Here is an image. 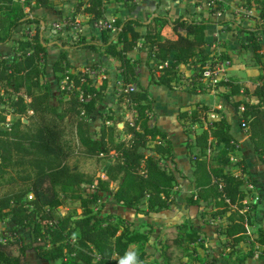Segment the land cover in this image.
Here are the masks:
<instances>
[{"label": "trees", "instance_id": "trees-1", "mask_svg": "<svg viewBox=\"0 0 264 264\" xmlns=\"http://www.w3.org/2000/svg\"><path fill=\"white\" fill-rule=\"evenodd\" d=\"M109 1L120 3L126 10L124 15L114 17V31L82 35L68 42L58 35L57 40L45 38V29L41 28L45 18L28 14L35 10L59 14L52 0H0V185H25L0 195V220L7 217L10 231L18 235L5 243L0 241V264H27L29 251L58 264H120L132 243L148 238L144 232L127 227L123 218L101 215L91 206L97 202L104 205L110 197L149 215L169 209L174 202L178 176L167 165H176V155L169 134L151 123L154 100L148 88L137 81L138 59L127 57L133 49L147 53L149 83L171 89L180 79V66L192 65L197 75L206 64L213 66L214 56L206 48L210 44L208 28L220 25L244 33L242 46L251 51L262 70L258 83L251 91L230 80H220L218 85L228 89L227 99L242 94L256 99H239L233 106L240 112L256 158L264 163V0H246L243 4L258 10L260 21L255 24L242 17L194 19L182 13L170 18L157 12L140 20L131 15L135 0H85L77 5V13L88 16L89 21L96 20L103 17ZM25 26L28 32L15 37ZM139 26H144V33L138 31ZM59 40L64 41L58 44ZM52 43L59 53L50 59ZM72 50L90 53L94 59H89L86 66L92 68L103 65L106 59L115 60L123 84L118 102L133 110L131 120L116 119L111 114L102 118L96 132H91L89 120L107 89L106 70L97 79L91 78L71 60ZM65 76L71 82L69 90L60 89ZM127 85L136 88L125 90ZM54 98L59 104L53 102ZM213 110L197 102L177 114L185 124V134L193 135V145L198 148L189 158L191 192L186 204L211 202L215 210L211 216L225 217L223 234L228 247L235 249L245 242L250 224L248 213L243 211L246 192L242 177L229 169L230 158L239 151L238 143L224 116L209 119L208 113ZM8 115L11 121H7ZM193 126L199 130L191 131ZM214 150L216 153H212ZM76 153L94 159L101 173L72 169L69 160ZM236 165L247 170L243 159ZM82 184L90 188L87 195L82 193ZM30 193L33 197L27 199ZM63 200L79 201L80 215L73 212L59 216L55 209ZM178 230L177 225L163 229L165 249L177 248V258L182 257ZM256 231L258 258L264 262V230L258 227ZM197 240L194 231L185 234L186 242ZM144 255L141 249L133 264H149ZM174 260L168 261L180 264Z\"/></svg>", "mask_w": 264, "mask_h": 264}, {"label": "rangeland", "instance_id": "rangeland-1", "mask_svg": "<svg viewBox=\"0 0 264 264\" xmlns=\"http://www.w3.org/2000/svg\"><path fill=\"white\" fill-rule=\"evenodd\" d=\"M85 0H53L52 3L56 12L60 14H54V16H45L40 11H31L28 12L29 16L33 14H37V16H42L45 18L47 24L50 25L48 29L44 31V36L47 39H52L53 37L56 38L59 36L61 39L71 40V38L67 37L68 35H62L66 33L67 29L72 30L75 25H67V28L58 29L57 32L53 30L51 27L53 24H60L58 28L63 27L62 22L64 20H69L72 22L74 20H78L79 26L82 28L86 25V19L81 17V14H77L78 4H84ZM113 3L114 1H109L106 3ZM105 5V6H106ZM112 6V5H111ZM111 10V7L110 9ZM27 12L28 9L25 8ZM254 12V11H253ZM189 16L192 18L199 19L201 18L195 13H189ZM202 15V14H201ZM135 17V16H134ZM66 18V19H64ZM207 18V17H206ZM254 18V17H253ZM249 20V19H247ZM255 24V23H253ZM48 27V26H47ZM225 29L224 27H220ZM226 30V29H225ZM235 30V29H234ZM17 33L15 37L20 36V33ZM70 34L74 35L75 33L70 32ZM235 39L239 43V48L231 50V53L228 51L230 48L227 45H223L220 39H216L212 43V45L206 46L208 48V53L214 56V64L211 68L213 74V78L217 81L213 82L212 78H203L201 75H197L196 72L192 69L190 71V75H185L184 69L180 71V79L174 84V86L169 89L161 85L155 84L154 88L150 90L151 97L154 98L156 101V112L159 115V120L156 122L157 126L165 131L168 132L170 138L172 140V145L174 148V152L176 154V160L181 164L182 160L186 158L184 152V144H185V133L183 130V126L185 124H181V122L176 118V113L178 111L179 101L182 104H189V102L194 99V93H191V89L194 88L197 91L204 93V94H211L216 96V106L218 104L222 105L219 111L223 109L230 110L234 112L233 102L239 99H250L246 95H238L233 96L230 99L225 97V93H227L228 89L225 86L218 85L220 80H230V81H237L238 78L233 77L234 75H230V70H235L240 68V65H243V74L240 75V78L244 80V83L247 87L245 88H253L254 84L258 81L257 76L262 72L258 65L255 64L253 55L250 50L246 49L242 46L241 39L244 38L245 34L237 31L234 33ZM58 35V36H57ZM207 36V35H206ZM52 37V38H51ZM209 37V36H208ZM211 38V37H209ZM210 40V39H209ZM243 40V39H242ZM53 42V41H52ZM53 46L51 48V55L49 56L50 59L55 58L58 56L59 49L58 47L54 46L55 44L52 43ZM10 43L9 46H11ZM228 56L227 59H222L220 56ZM232 55V56H231ZM234 60V61H233ZM84 61V60H83ZM241 62V63H240ZM84 64V63H83ZM82 64V65H83ZM81 65V66H82ZM78 66L85 70V72L90 75L91 71L96 72L95 76L92 77L97 79L100 75H104L105 73L100 70V68L96 71L94 68H89L90 70H86V65ZM103 70H106V79H107V89L105 91V96L101 100V102L97 106V110L95 113L92 114L91 119L89 120L90 130L96 132L98 130V125L102 123V118H106L108 115H113L116 119L119 117L124 118L125 120H131L133 118V110L127 108V104L119 103L118 96L122 92V82L116 74V62L114 59H106L105 63L101 65ZM257 67V70L255 69ZM193 71V72H192ZM199 72V70H198ZM138 76V75H137ZM149 77V70L148 67L145 66V63L140 66V74L139 80L141 83H146ZM128 86V85H127ZM135 88V85H132ZM244 87V86H243ZM176 90V91H174ZM182 93H179V92ZM1 95V94H0ZM53 102L59 104V100L56 98L53 99ZM218 110V109H214ZM101 116V117H100ZM210 113H208V117ZM153 118V117H152ZM155 118H153L154 120ZM12 116H7V121H11ZM235 123V121H234ZM205 125V122L203 123ZM238 127L244 132H246V128L242 127L241 120L238 122ZM193 129V130H192ZM199 130L196 126L191 127V131ZM191 134V133H190ZM232 134L235 138L241 141L242 151H250L252 150L253 146L249 140H243L242 132L237 129L235 125L232 128ZM192 135V134H191ZM189 135L191 141L194 142V137ZM192 151L197 150V148L192 144L189 145ZM212 153H216L214 150ZM239 154L233 153L232 157L230 158V165L229 169L235 174L240 176L239 167L236 163L239 160ZM249 160H253L255 164L257 163L258 166H262V162L260 164L257 162L258 159L256 156L249 157ZM69 164L72 169L80 170L83 172L88 173H101V168L99 164L95 162L92 158H87L79 153H76L70 160ZM169 166V164L167 165ZM170 168V167H169ZM182 175L178 177L181 178ZM114 186V185H112ZM25 187V185L20 183H15L13 185H0V195L11 192L14 190H18ZM90 192V188L86 184H82V193L83 195H87ZM32 194V193H30ZM33 197V194H32ZM28 199V197H27ZM264 203L262 207L257 211H252L250 213L251 221L250 225L247 226V230L249 233L246 234V240L244 243H240L235 249H231L228 247V242L225 240V236L223 234L224 227L226 224L225 217H212L210 212L215 211L213 208V204L211 202L200 205L202 208H206L202 211H196L193 214L192 218L197 219L198 221L194 224L187 219L184 227L182 224H177L173 220H169L168 215L166 212H163L160 215H152L154 217H150L151 214L156 213L152 212L150 215H144L139 211L133 210L131 208L125 207L117 202H115L112 198L108 197L105 199L104 205H101L99 202L92 205V211L100 213L101 215L112 214L114 217H120L124 219V224L129 227L130 229L136 232H144L147 236V241H138L132 243L129 246L126 256L124 259L128 260L129 264H133V260L137 255L140 253L141 249L144 250V260L149 264H170L169 258L171 261L175 262L174 258L180 264H264V262L260 261L258 258L259 251H258V244H256V235H257V227L255 223H260L259 225L264 230ZM141 208H145V205H141ZM199 208H196L198 210ZM55 212L59 216H64L68 213L76 212L79 216L81 213V209L79 208V201L77 200H63L61 206L55 209ZM198 215V217H197ZM147 216V217H146ZM163 216V217H162ZM258 216L261 217L259 221H257ZM167 217V218H166ZM165 219H168L167 223H163ZM206 224L204 231H199L200 227L199 223ZM172 223L178 226L180 239H181V247L180 250L182 252V257L177 258L179 255V250L175 248L174 250L165 249V242H166V233L163 231L164 228L171 227ZM165 225H169L168 227ZM11 223L8 221V218L5 217L4 219L0 220V241L6 242L9 239H12L14 236L18 237V235L13 234L10 231ZM174 226V225H172ZM185 226L187 229L190 227L196 232H199L198 237L199 239L195 243H188L185 241ZM209 235H207L208 233ZM211 231V232H210ZM252 236L254 239H252ZM31 235H27V238H30ZM255 240V242H252ZM251 253V255H250ZM178 255L175 257V255ZM27 264H58L59 261L55 262H47L45 260L39 259L33 251H29Z\"/></svg>", "mask_w": 264, "mask_h": 264}, {"label": "crops", "instance_id": "crops-1", "mask_svg": "<svg viewBox=\"0 0 264 264\" xmlns=\"http://www.w3.org/2000/svg\"><path fill=\"white\" fill-rule=\"evenodd\" d=\"M245 1L246 0H226V13H225V15H223V17H225V18H238V17H236L230 13V8L236 7L239 5L244 6L243 4ZM53 7H54V5H53ZM110 7H111V10H108V9H110ZM252 10L254 11V14L256 16L258 13V10L256 8H252ZM41 12L45 16H54V14H55L52 12L47 13V14L43 11H41ZM125 12H126V10L124 9V7H122V5L118 2H113V3L111 2L108 5H106L104 8V15L109 19L110 18L114 19V17L116 15H124ZM156 12L160 13V14H167L170 18H175L176 16H178L179 14H182V13H185V14L195 13L200 17L202 16L203 18L210 17V18H213L215 20L219 19V18H215L214 16H212V14L204 6L201 5V1H197V0H135V7H134L133 11L131 12V15L135 16L136 18H138L140 20H145L149 16H151V17L154 16L156 14ZM77 14H81L80 16L84 17L86 19V25H84L86 27L89 23L88 16H86L82 13H77ZM243 19L247 20V18H243ZM247 21L252 22V23H256V18L255 17L249 18V20H247ZM45 25L48 26L47 29L50 27V25L47 23H45ZM231 26H232L231 28H233V25H231ZM220 27H224V26L216 25V26L210 27L206 30L207 37L208 36L211 37V38L208 37L210 39V42L211 41L214 42L216 39L217 40L220 39L222 41L223 45H227L230 48V50L228 51L229 53H231V50L239 48V43L237 42V39H235L236 37L234 36L235 35L234 33L236 32V30H234V29L227 30L224 27L226 29L225 30V29H222ZM137 29L141 33H144V31H145L144 26H139V27H137ZM90 34H92V33L91 32L87 33V35H90ZM95 34H97V33H95ZM211 45H212V43H210L207 46L210 47ZM212 47H213V45H212ZM207 50H208V48H207ZM146 55H147L146 51L142 50L140 48H136V49H133V50L127 52V57H129L131 59H138L139 62H138V66L136 68V73L138 75L137 81L140 83V85L142 87L148 88L149 94L151 97L150 90H152L155 87L154 86L155 84L149 83L150 75H149L146 83H141V81L139 80L140 66L145 63ZM69 56L75 64L85 63V65H87L89 59H94V57H92V55L90 53H88L86 51H80V50L70 51ZM145 66H146V64H145ZM239 67L240 68H237L235 70H230L229 74L234 75L233 77H235V78H238V80L235 81V83H239L240 85L247 87L246 84L244 83V80L242 78H240V75H242L244 73L243 72L244 66L240 65ZM179 69H180V71H182V69H184L183 71H184L185 75L188 76V75H190V71L193 69V67H192V65L180 66ZM255 69L257 70V67H255ZM257 83H258V81L255 84H257ZM255 84H254V86H255ZM254 86H253V88H254ZM253 88H251V89L248 88V89L251 91ZM174 91H176V90H174ZM177 92H179V91H177ZM179 93H182V92H179ZM193 95H194V99H192L189 102V104H182L181 101H179V106H178V111L176 113V118H177V114L180 110H189V109H191V105H193L197 102H203V103L208 104L212 109H218V111L213 110V111L209 112L210 115L211 114L214 115V119H218L219 117L224 116L228 120V122L230 124L231 134H232V128L236 125L237 129H239L242 132V135H243L242 139L243 140H249L246 132H244V130L242 131L238 127V122L240 120V112L239 111H237L235 108H234V112L227 110V109H223V110L219 111L220 109H222L221 108L222 105L218 104L216 106V99H214L216 96H214V95L204 94V93H201L199 91H197ZM151 99L154 100V98H152V97H151ZM251 101H256V99L251 97ZM154 108H155V114H154L153 118H155V119L153 120V118H152V120H151L152 124L156 123L159 120V115L156 112V101L155 100H154ZM234 121H235V123H234ZM205 126H206V123H205L204 127ZM97 127L99 128L100 124ZM91 132H93V131H91ZM191 136H193V135H191ZM232 136H233V134H232ZM169 137H170V135H169ZM234 139L238 143L237 146L239 148V151L237 153L239 154L238 155L239 160L243 159L247 165L246 171H244L242 168H239V172H240V177H242L243 182H244L242 189H244L246 192V196L243 200V205H244L243 211H246L248 213V215L250 216V213L252 211H257L258 209H260L262 207V204L264 203V163H262L263 164L262 166H258L257 163L255 164V162H253V160H249V157L252 158L255 156L253 148L250 151H242L241 150L242 149L241 141L235 137H234ZM187 143H189V144L193 143L191 141V138L188 135L185 136V144H184V147H185L184 152H185L186 158H184L182 160V163L180 164L176 160V157H175V164L176 165L173 166L172 164H169V166H168V168L170 167V169L177 176H179V175L184 176V178L178 177V185L175 188L176 195L174 198V202L171 204L169 209L162 210V211H159V212H156L153 214L150 213L151 215L149 214L150 217H154L152 215H160L161 216V214L163 212H166V214L168 215V218H170L169 220H173L177 224H182L183 227H184L187 219L190 220V222L192 224L196 223L198 220L196 218L195 219L192 218L193 214L196 213V211H199V210L202 211V210L206 209V208L200 207V205H202V204L205 205V204L209 203V202H202L201 201L198 206H196V205L188 206L186 204V198L191 192V184L189 182V179L192 176V165L190 163L189 158H190L191 154L198 152L197 147H196L197 150L192 151L191 147L187 146ZM257 162L260 164L259 161H257ZM196 208H199V209L196 210ZM197 217H198V215H197ZM249 219L251 221V217H249ZM260 219H261V217L258 216L257 221H259ZM169 220L165 219L163 223H167V221H169ZM251 223L252 222H250V224ZM255 224L258 225L259 227H261L259 225L260 224L259 222L255 223ZM172 225H175V224L172 223ZM166 226L168 227L169 225H165V227ZM199 226H201L200 230H199L201 232V231L205 230V226H207V225L202 224V222H201V223H199ZM185 231H186V233H189L191 231L195 232V230H193L190 227L187 229L186 226H185ZM207 233H208V231H207ZM247 233H249L248 230H247L246 234ZM198 234H199V232H196V235H198ZM207 235H209V233ZM253 237H255V236H252V239H254ZM256 237H257V235H256ZM198 239H199V237H198ZM252 242H255V240H252ZM241 243H244V242H241ZM256 244H257V242H256Z\"/></svg>", "mask_w": 264, "mask_h": 264}, {"label": "built area", "instance_id": "built-area-1", "mask_svg": "<svg viewBox=\"0 0 264 264\" xmlns=\"http://www.w3.org/2000/svg\"><path fill=\"white\" fill-rule=\"evenodd\" d=\"M20 2L24 1V0H19ZM197 1H201V5L204 6L211 14L212 16H214L215 18H219L220 16L225 15L226 13V0H197ZM230 13L233 14L236 17H242V18H256V23L260 21V19L258 18V16L254 14L252 9H248L245 6H236V7H231L230 8ZM66 19V18H64ZM114 19H109L107 18L105 15H103V17L98 18L96 20L93 21H89L88 25L84 28V27H80L78 24V20H74L72 22H69V20H64L62 22V26L61 28H58L60 26V24H53V26L51 27L53 30H55V32H57L58 29H62V28H67V25H75V27H73L72 30L67 29L66 33H63L62 35H68L67 37L69 38H78L79 36L82 35H87L88 32H91L92 34L95 33H100L104 30H109V32H113L114 31V27L112 26V22ZM32 28V27H31ZM41 28H44L45 30L47 29V26L42 24ZM23 32L27 33L28 32V26H25L22 28ZM30 30V29H29ZM70 32L75 33L74 35L70 34ZM161 66H158V68ZM86 70H90L89 68H92L90 66H86L85 67ZM96 71L100 68L101 71H105V69L103 70V68L99 65H97L96 67H93ZM201 76L203 78H212L213 82H216L217 80L215 78H213V74L214 72H212L211 68H210V64H206L203 69L201 70ZM91 74L89 75L91 78L95 76L96 72L91 71ZM94 79V78H93ZM71 87V82L68 80V77L65 76V79L61 82L60 84V89L63 90H69ZM125 90H134V87L132 85H128ZM79 97L81 100L84 99L83 94H79ZM90 97V94H87L86 99H88ZM209 119H214V115L211 114L209 116ZM242 127H245V125L243 123H241ZM246 128V127H245ZM32 198V194L28 195V199Z\"/></svg>", "mask_w": 264, "mask_h": 264}, {"label": "water", "instance_id": "water-1", "mask_svg": "<svg viewBox=\"0 0 264 264\" xmlns=\"http://www.w3.org/2000/svg\"><path fill=\"white\" fill-rule=\"evenodd\" d=\"M156 15V14H155ZM64 40H59L58 41V44H62V42H63ZM68 41V40H67ZM68 42H70V41H68ZM76 66H81L82 64H75ZM85 65V63L82 65V66H84Z\"/></svg>", "mask_w": 264, "mask_h": 264}, {"label": "clouds", "instance_id": "clouds-1", "mask_svg": "<svg viewBox=\"0 0 264 264\" xmlns=\"http://www.w3.org/2000/svg\"><path fill=\"white\" fill-rule=\"evenodd\" d=\"M120 264H128V260H127V259H122V260L120 261Z\"/></svg>", "mask_w": 264, "mask_h": 264}]
</instances>
